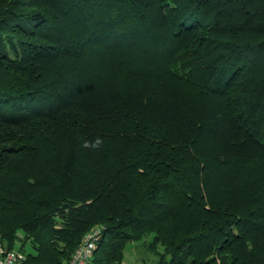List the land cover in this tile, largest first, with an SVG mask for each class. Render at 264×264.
<instances>
[{"label":"trees","instance_id":"1","mask_svg":"<svg viewBox=\"0 0 264 264\" xmlns=\"http://www.w3.org/2000/svg\"><path fill=\"white\" fill-rule=\"evenodd\" d=\"M95 226L87 264H264V0H0V246Z\"/></svg>","mask_w":264,"mask_h":264},{"label":"built area","instance_id":"2","mask_svg":"<svg viewBox=\"0 0 264 264\" xmlns=\"http://www.w3.org/2000/svg\"><path fill=\"white\" fill-rule=\"evenodd\" d=\"M102 235V228L95 226L83 237L77 248L74 250L71 259L65 264H87L95 250ZM24 258L17 249H6L0 246V264H20Z\"/></svg>","mask_w":264,"mask_h":264},{"label":"rangeland","instance_id":"3","mask_svg":"<svg viewBox=\"0 0 264 264\" xmlns=\"http://www.w3.org/2000/svg\"><path fill=\"white\" fill-rule=\"evenodd\" d=\"M19 236H22L21 233H19ZM22 238H24V236ZM22 238L20 237V239L15 242L16 247L21 246ZM150 239V235H146L142 241L128 243L122 264H156L157 255L146 247ZM26 247L29 248L28 244L24 245L25 252H27ZM159 250H161L160 247ZM19 252L24 256L22 251L19 250Z\"/></svg>","mask_w":264,"mask_h":264},{"label":"clouds","instance_id":"4","mask_svg":"<svg viewBox=\"0 0 264 264\" xmlns=\"http://www.w3.org/2000/svg\"><path fill=\"white\" fill-rule=\"evenodd\" d=\"M100 143H101V141L99 139H97L95 142V145H93V146H98ZM88 146H89V144H88V142H86L85 147H88Z\"/></svg>","mask_w":264,"mask_h":264},{"label":"crops","instance_id":"5","mask_svg":"<svg viewBox=\"0 0 264 264\" xmlns=\"http://www.w3.org/2000/svg\"><path fill=\"white\" fill-rule=\"evenodd\" d=\"M131 243V242H130ZM127 247V246H126Z\"/></svg>","mask_w":264,"mask_h":264}]
</instances>
